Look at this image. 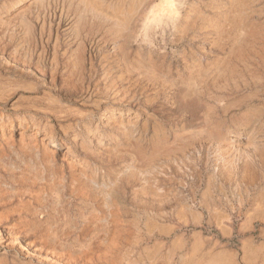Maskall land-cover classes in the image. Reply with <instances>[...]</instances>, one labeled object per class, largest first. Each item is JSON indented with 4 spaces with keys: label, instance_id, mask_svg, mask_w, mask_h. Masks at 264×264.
Listing matches in <instances>:
<instances>
[{
    "label": "rangeland",
    "instance_id": "obj_1",
    "mask_svg": "<svg viewBox=\"0 0 264 264\" xmlns=\"http://www.w3.org/2000/svg\"><path fill=\"white\" fill-rule=\"evenodd\" d=\"M255 208L264 0H0V264H229Z\"/></svg>",
    "mask_w": 264,
    "mask_h": 264
},
{
    "label": "crops",
    "instance_id": "obj_2",
    "mask_svg": "<svg viewBox=\"0 0 264 264\" xmlns=\"http://www.w3.org/2000/svg\"><path fill=\"white\" fill-rule=\"evenodd\" d=\"M255 175H258V173H256ZM251 214L252 218H258L262 222H264V209L260 210L255 208ZM249 221L250 219L245 218L243 223L241 224L242 239L240 241L241 244L239 252L228 248L219 250L211 256L212 261L220 260L221 256H229L227 260L229 264H264V227L260 229L258 235L254 236L252 234V225L249 224ZM223 235H227V233L224 234V232H222V238L220 239L222 244H224V240H226L224 239ZM172 238L177 239L175 235ZM206 250V252L211 253L208 248ZM238 254L239 261L236 259L237 262H235V258L238 257Z\"/></svg>",
    "mask_w": 264,
    "mask_h": 264
},
{
    "label": "bare ground",
    "instance_id": "obj_3",
    "mask_svg": "<svg viewBox=\"0 0 264 264\" xmlns=\"http://www.w3.org/2000/svg\"><path fill=\"white\" fill-rule=\"evenodd\" d=\"M132 93V92H131ZM130 104V103H129ZM11 129H12V125H11ZM37 133V131H35ZM53 143H55L54 139L52 137H49L47 138V142L45 143L46 145L45 146H51ZM42 145L44 146V142L42 143ZM26 148H30L29 152H32L33 154V163L37 166V164H42V168L45 169L46 168V165H47V162H46V157H48V152L44 149H37V147L33 145H27ZM49 161H53V159L49 160ZM86 182V181H85ZM99 191V190H98ZM109 205L107 204V207ZM111 211V209H110ZM14 227H12L13 230H9L5 233H3L1 230H0V241H4V240H13L15 241L16 239H18V237H20L21 235L23 234H27V233H30L31 230L30 229H27V228H22L18 225H13ZM33 238L35 237H39L37 232H33V235L31 236ZM28 244V243H27ZM30 245V244H28Z\"/></svg>",
    "mask_w": 264,
    "mask_h": 264
},
{
    "label": "built area",
    "instance_id": "obj_4",
    "mask_svg": "<svg viewBox=\"0 0 264 264\" xmlns=\"http://www.w3.org/2000/svg\"><path fill=\"white\" fill-rule=\"evenodd\" d=\"M261 224H260V222H254L253 223V233H258L259 231H260V229H261Z\"/></svg>",
    "mask_w": 264,
    "mask_h": 264
}]
</instances>
